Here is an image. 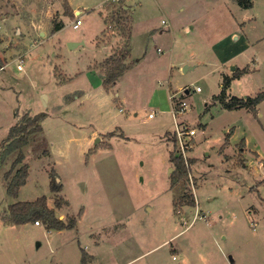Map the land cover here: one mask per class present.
<instances>
[{"label": "rangeland", "instance_id": "374dc122", "mask_svg": "<svg viewBox=\"0 0 264 264\" xmlns=\"http://www.w3.org/2000/svg\"><path fill=\"white\" fill-rule=\"evenodd\" d=\"M119 3L134 64L107 90L99 62L126 41L111 19ZM0 53V264H81V248L90 264H264V100L255 113L214 100L226 76L228 97L264 90V0H0ZM42 111L23 147L27 181L11 196L18 151L1 160L2 143L17 112ZM185 127L197 130L177 147L192 161L196 205L182 207L170 154ZM51 171L69 201L56 213L77 227L3 221L18 200L46 195L55 207Z\"/></svg>", "mask_w": 264, "mask_h": 264}, {"label": "trees", "instance_id": "16d2710c", "mask_svg": "<svg viewBox=\"0 0 264 264\" xmlns=\"http://www.w3.org/2000/svg\"><path fill=\"white\" fill-rule=\"evenodd\" d=\"M237 1L241 6L247 8L251 7L254 3V0ZM111 4L113 3L108 1L107 6H111ZM119 4V10L113 11L111 19L117 24H124L123 36L126 41L119 51H117L118 47L115 48V50L101 62V74L107 90H110L113 85L119 81L123 74L134 64V61H129L132 50V16L130 14V7L124 3ZM69 12H71L70 9ZM62 26L63 22L55 23L53 30H59ZM125 32L127 33V37L125 36ZM5 62L6 59H4L0 53V67L5 65ZM234 73L239 74V70H235ZM230 80V76L224 78L223 90L219 95L214 97V100L221 102L227 109L246 108L253 113L257 112L258 105L264 100V90L260 91L255 96L228 97L226 88ZM46 116L47 113L44 111L36 114L25 112L23 115H20L17 112L18 120L11 126L7 138L4 139L2 143L1 160L6 159L13 151H18L12 167L5 173L7 193L11 196H17L20 187L27 181L29 164L24 161L25 153L23 147L30 142L33 134H37L43 130L42 122ZM107 135L110 137L116 135V133L112 130L107 132ZM166 135H169V133L167 132ZM121 136L125 135L123 134ZM171 140H173L174 143V147L170 154V160L174 167V172L171 174V188H174L177 183L183 184L184 186V191L180 194L179 199L177 198L175 206H194L196 205V198L189 184L192 161L191 159L189 160V157H186L177 150L179 139L176 132L172 133ZM45 152L47 153V150ZM57 177L58 174L56 171H51V191L54 194L55 207H50L48 205L46 195L39 196L35 200H19L10 204V206L5 209L1 214L2 220L14 225L35 222L38 220L42 221L47 228L59 230L76 228L78 219L75 215L69 216L68 219H63L56 213V208H62L69 204V201L61 194L63 185L61 182L57 181ZM81 251V263L90 264L93 256L85 248H81Z\"/></svg>", "mask_w": 264, "mask_h": 264}, {"label": "built area", "instance_id": "2783aa9c", "mask_svg": "<svg viewBox=\"0 0 264 264\" xmlns=\"http://www.w3.org/2000/svg\"><path fill=\"white\" fill-rule=\"evenodd\" d=\"M166 23V21H164ZM82 23V20L80 18L76 19L73 26L74 28H77L80 24ZM5 68V65H2L0 67V69H4ZM17 69L19 70H22L23 69V65L22 63H19L17 65ZM200 88L198 87L197 90H199ZM187 90V89H186ZM172 97V96H171ZM173 99H172V103H173ZM178 103H180L182 109H186V106H187V102L184 100V99H180L178 101ZM174 105V104H173ZM175 107V106H174ZM122 110V109H121ZM155 114L154 112H151L149 114V117H154ZM197 133V130L194 129V128H190V127H185L184 129H179L177 130L176 134H177V137L179 139V142H180V147L183 148V150L187 149V148H190L192 147V138L193 136ZM36 224H40V221L36 220L35 221Z\"/></svg>", "mask_w": 264, "mask_h": 264}, {"label": "crops", "instance_id": "0c3cea01", "mask_svg": "<svg viewBox=\"0 0 264 264\" xmlns=\"http://www.w3.org/2000/svg\"><path fill=\"white\" fill-rule=\"evenodd\" d=\"M189 28H190V27L187 25V26H186V29L189 30ZM105 46H107V45H105ZM106 49H108V47H106ZM131 51H132V50H131ZM110 54H111V53H110ZM107 57H108V56H107ZM107 57H106V58H107ZM130 57H131V55H130ZM130 57H129V61H130ZM106 58H104V59H106ZM104 59H103V60H104ZM103 60H102V61H103ZM102 61H101V62H102ZM101 62H99V63H101ZM99 63H98V64H99ZM170 98H171V97H170ZM171 101H172V100H171ZM121 109H122V108H121ZM121 109H120V110H121ZM154 117H155V116H154ZM150 118H153V117H150ZM114 136H115V135H114ZM110 137H111V136H110ZM18 201H19V200H18ZM15 202H16V201H15ZM35 224H36V223H35ZM36 225H40V224H36ZM90 254H91V253H90ZM91 255L93 256V259H94V255H93V254H91ZM93 259H92V260H93ZM81 264H82V263H81Z\"/></svg>", "mask_w": 264, "mask_h": 264}, {"label": "water", "instance_id": "95a60500", "mask_svg": "<svg viewBox=\"0 0 264 264\" xmlns=\"http://www.w3.org/2000/svg\"><path fill=\"white\" fill-rule=\"evenodd\" d=\"M173 170V168H171V171Z\"/></svg>", "mask_w": 264, "mask_h": 264}]
</instances>
